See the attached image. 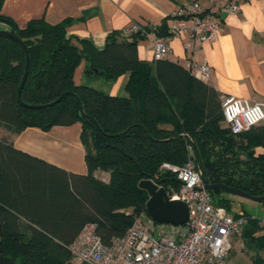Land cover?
I'll return each instance as SVG.
<instances>
[{"label": "trees", "instance_id": "16d2710c", "mask_svg": "<svg viewBox=\"0 0 264 264\" xmlns=\"http://www.w3.org/2000/svg\"><path fill=\"white\" fill-rule=\"evenodd\" d=\"M3 1L0 23L30 57L21 100L46 107L20 104L26 56L19 43L0 37V127L10 133L0 138V264H69V247L89 223L106 245L125 236L141 213L148 216L149 195L140 182L154 179L166 190L181 187L177 175L161 169L164 164L191 160L210 185L264 197V122L235 135L224 119L222 95L206 81L167 59L154 65L140 60L138 41L151 33L169 35L165 22L129 38L111 34L99 48L69 37L70 20L55 25L32 20L21 28L2 15ZM82 63L92 81L112 83L128 73L127 95L77 85ZM76 123L82 125L86 175L70 174L13 146V136L27 128L48 131ZM98 171L108 174L107 182ZM209 192L215 206L246 219L242 239L248 251L257 252L251 264H264V235L256 236L262 220L242 207L233 212L232 195Z\"/></svg>", "mask_w": 264, "mask_h": 264}, {"label": "crops", "instance_id": "0c3cea01", "mask_svg": "<svg viewBox=\"0 0 264 264\" xmlns=\"http://www.w3.org/2000/svg\"><path fill=\"white\" fill-rule=\"evenodd\" d=\"M195 1L198 0H4L1 13L21 28L32 20L44 19L52 25L70 20L69 37L88 39L101 48L109 35H121L134 25L150 29L165 22L171 27L175 22L173 13ZM200 1L205 3V0ZM223 21L225 30L216 42L197 45L194 52L189 53L183 40L173 39L171 53L166 59L187 69L192 63L208 64L212 76L206 83L221 95L250 104H264V0L243 4L237 15L225 16ZM0 30L8 28L0 23ZM153 44L154 34L151 33L140 39L137 46L140 60L151 65L157 61ZM84 69L82 63L75 73L77 85L87 84ZM128 79V73L112 83L95 79L92 87L123 97L127 95ZM81 133L80 123L55 126L48 131L30 127L13 136L12 141L20 152L70 174L86 175L87 152ZM8 135L10 133L0 127V138ZM102 175L107 182L108 174Z\"/></svg>", "mask_w": 264, "mask_h": 264}, {"label": "built area", "instance_id": "2783aa9c", "mask_svg": "<svg viewBox=\"0 0 264 264\" xmlns=\"http://www.w3.org/2000/svg\"><path fill=\"white\" fill-rule=\"evenodd\" d=\"M251 0H200L180 7L167 36L154 35L155 60L166 59L171 41L181 39L187 52L197 45L216 42L225 30L222 16H234ZM144 28L134 25L121 34L129 38ZM190 72L207 81L212 76L208 64L192 63ZM223 115L233 134L249 131L264 122V104H250L233 96H221ZM163 171L177 175L181 187L166 190L169 201H181L189 208V220L183 226L148 223L136 218L125 236L106 245L93 223L85 225L69 247L74 258L87 264H228L234 240L241 238L245 218H235L223 207L213 204L204 189L202 173L193 161L183 166L164 164ZM159 188L156 180L150 179ZM264 226V219L262 220Z\"/></svg>", "mask_w": 264, "mask_h": 264}, {"label": "water", "instance_id": "95a60500", "mask_svg": "<svg viewBox=\"0 0 264 264\" xmlns=\"http://www.w3.org/2000/svg\"><path fill=\"white\" fill-rule=\"evenodd\" d=\"M225 16L226 15H224L222 19H224ZM0 37H7L19 43L26 56L25 72H24V75H23V78L20 84L19 91H18V100L20 104L23 107H26L29 109H40V108L46 107V106L27 105L22 102L21 92H22V89L25 85V82L27 80V77L30 71V57L28 54V50L26 46L8 30H0ZM62 97L56 100L55 102L49 104L48 106H53L59 103ZM80 109L82 110L81 105H80ZM82 115L84 118H86V115L84 114L83 111H82ZM202 182L204 185V189L207 191L219 190L229 195L249 199V200L261 203V204L264 203V197H252L249 194L241 190L228 187L225 184L210 185L203 176H202ZM139 187L145 190L149 195V200L146 204V211H147L148 217L152 221L157 222V223H162V224H173L177 226H183L188 222L189 208L186 203L181 202V201H169L166 190L164 188H159L158 185H156L151 180H143L142 182H140Z\"/></svg>", "mask_w": 264, "mask_h": 264}, {"label": "rangeland", "instance_id": "374dc122", "mask_svg": "<svg viewBox=\"0 0 264 264\" xmlns=\"http://www.w3.org/2000/svg\"><path fill=\"white\" fill-rule=\"evenodd\" d=\"M85 80L88 85H94V80H89L86 75H84ZM99 89V88H97ZM97 176L103 178L104 175L100 171L97 172ZM233 196V195H232ZM229 196L233 202L232 211L238 212L240 207L244 208L249 214L255 216L256 218L263 220L264 219V205L249 199L241 198L238 196ZM138 218H140L143 222L148 223L150 220L146 213H141ZM263 226V225H262ZM243 235V232H242ZM264 235V226L263 230L259 232L256 236ZM256 251H248L245 248V241L241 238L234 240V247L229 258L228 264H250L253 256H256ZM260 255L264 257V252H261ZM69 264H82L77 261L72 255L71 261Z\"/></svg>", "mask_w": 264, "mask_h": 264}]
</instances>
